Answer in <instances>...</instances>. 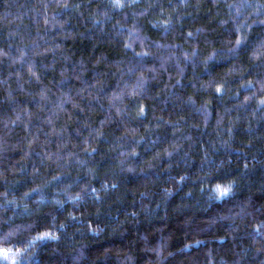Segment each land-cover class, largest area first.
I'll list each match as a JSON object with an SVG mask.
<instances>
[{
  "label": "trees",
  "instance_id": "obj_1",
  "mask_svg": "<svg viewBox=\"0 0 264 264\" xmlns=\"http://www.w3.org/2000/svg\"><path fill=\"white\" fill-rule=\"evenodd\" d=\"M0 264H264V0H0Z\"/></svg>",
  "mask_w": 264,
  "mask_h": 264
},
{
  "label": "snow or ice",
  "instance_id": "obj_2",
  "mask_svg": "<svg viewBox=\"0 0 264 264\" xmlns=\"http://www.w3.org/2000/svg\"><path fill=\"white\" fill-rule=\"evenodd\" d=\"M223 194H224V195H227V190H225ZM3 251H4V253H5V256H7V250L5 249V250H3Z\"/></svg>",
  "mask_w": 264,
  "mask_h": 264
}]
</instances>
